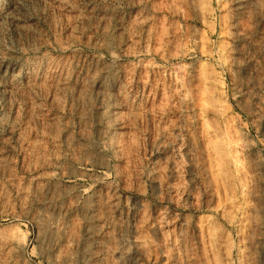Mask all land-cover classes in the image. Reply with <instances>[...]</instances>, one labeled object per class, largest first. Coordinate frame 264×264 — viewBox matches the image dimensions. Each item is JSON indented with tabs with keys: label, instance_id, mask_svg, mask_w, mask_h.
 Segmentation results:
<instances>
[{
	"label": "rangeland",
	"instance_id": "374dc122",
	"mask_svg": "<svg viewBox=\"0 0 264 264\" xmlns=\"http://www.w3.org/2000/svg\"><path fill=\"white\" fill-rule=\"evenodd\" d=\"M0 264H264V0H0Z\"/></svg>",
	"mask_w": 264,
	"mask_h": 264
}]
</instances>
